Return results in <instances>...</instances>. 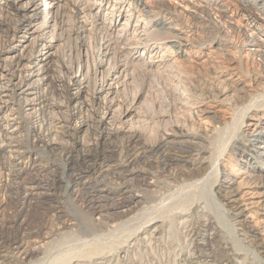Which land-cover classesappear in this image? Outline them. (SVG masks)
Listing matches in <instances>:
<instances>
[{"label":"rangeland","instance_id":"1","mask_svg":"<svg viewBox=\"0 0 264 264\" xmlns=\"http://www.w3.org/2000/svg\"><path fill=\"white\" fill-rule=\"evenodd\" d=\"M35 1V6L29 9L24 8L21 18L25 20L30 14H37L41 21L39 31L41 33L47 25V15L41 16L45 0ZM96 1L98 0L64 1L65 23L50 32V37L55 40L53 49L57 47L58 50V60L52 59L54 61L52 67L55 70L54 75H60L64 68L77 70L83 67L90 89L97 88L102 83H110L114 77L113 70L119 67L120 73H118L115 93L117 110L112 121L110 120V126L115 128L121 123L120 126H126L128 129L126 132L128 135L131 133L136 136L128 139V135L122 133L117 138L113 137L116 145L110 153L112 163H124L128 145L131 147L152 144L159 141L161 137L164 138L165 133L171 130L184 135H195L196 140L208 150L203 154V157H207L208 163L196 168L193 174L189 173L186 166L181 168L169 166L164 171L154 172L152 177L147 178V181H152V184L146 187L140 185L138 174L127 176L126 183L129 189L132 188V192H121L122 190L118 187L109 195L111 199L108 201L87 204L79 199L81 197L76 192L71 193L72 188L68 180L70 173L59 152L40 148L39 152L34 151V156L37 153V155L41 154V157L45 156L44 159L49 158L56 168L57 181L54 193L58 195L55 198L57 200L51 202V205L62 206L61 210L66 216L65 218L57 217L59 213L56 212L60 209L55 210L52 206L50 208L37 205L22 207L19 204L21 200L16 202L12 187L7 183L8 171L4 170V172L0 169V247H2L0 249L7 247L0 260H7L5 264H60L71 255L74 257L76 253L84 257L88 251L103 247V252L110 253L113 258H110L109 262L103 261L105 264H237L235 261L239 264H264V186L262 183L264 160L257 166L253 159L255 151H251L245 140L243 144L242 141L235 143L236 146L232 143L239 134L237 126L241 118L238 114L251 103L255 102L259 105L264 102V98L259 96L260 90L254 87L252 81L255 76L264 75V63L250 53L243 36L245 30L253 25L248 23L247 26L245 21L247 12L239 8L238 0H214L208 11L200 10L201 13H195L198 17L195 14L192 16L191 10L186 8L181 0H99L100 5L91 4ZM20 2L21 7L25 0ZM72 3L76 4L78 9L74 10L71 7ZM120 3L121 8L111 13V7ZM2 5L0 0V45H2V32L9 26V14ZM91 5L92 8L88 10ZM81 10L83 11L80 12ZM90 11L96 13V17L99 18L96 21L97 28L91 30L90 25L86 24L82 31L74 33L73 19H82L83 13ZM145 11L151 18V21L146 24L148 31L154 30L155 22H171L175 29L173 32L178 33L188 42L178 51L171 47L169 42L160 44L159 55L161 59L164 58V68H172L169 73L161 74L158 68H154L153 72L143 71V61L149 59L151 52H142L141 47L135 49V53L127 50L116 53L113 48L105 56L101 53L103 50L100 42L118 38L116 35L121 29L123 31L118 45H124L138 38L134 35V30L137 26L141 28L143 22L147 20ZM135 22L137 25H134ZM167 32L157 35L153 32V34L158 40L164 36L168 39L170 34ZM43 35L31 50V56L34 58L38 55L41 44L49 39V36L43 37ZM163 41L166 40L163 39ZM149 42L152 43V40ZM19 47L14 54L19 53ZM233 60L236 62L231 65ZM219 71L224 78L226 77L224 79L222 76L230 88L234 89L237 85L230 79H239L238 87H242L244 92L239 93L234 106L230 105V100L235 98L233 89L227 92L226 98L230 97V104L223 97L217 101L209 100L210 97L206 98L203 106L209 112L194 113L200 111V108L194 105L193 95L204 94L206 97L214 93L212 92L213 82L217 79L213 78ZM48 89L52 91V86ZM221 98H223L222 101H220ZM181 100L186 102L185 106L181 105ZM10 107L7 105L5 108V116L9 115ZM124 108L130 109L125 119L118 113H121ZM251 114L244 117L243 128L249 127L245 124L251 121ZM35 124V121L29 120L25 127L30 129ZM29 129L22 131L19 138L32 144L34 138L29 134ZM125 138L127 140H124ZM84 139L89 141L92 138L91 135H86L83 142ZM252 149L255 150L253 147ZM256 150L261 149L256 148ZM221 151L222 155L219 154ZM10 155L12 156L11 153L2 151L0 164L10 161ZM249 155L252 158L249 159ZM217 156L220 158L215 164L214 160ZM25 159L27 158L21 159L20 166L26 165ZM136 165L138 164L134 166ZM93 176L97 181L108 185L114 181V178L103 177L98 173ZM227 178L232 180V183L226 184L224 180ZM21 182L18 185L21 192L27 187L28 190L32 189L33 187L30 186L35 185V183ZM228 190L232 191L230 197L226 194ZM123 197L128 201L122 202ZM112 201L120 203L117 206H109L108 203ZM203 201L208 205L206 212L210 218L209 225L204 227L196 209L197 204ZM13 207L20 213L16 217V223L12 225L5 221V216L15 213ZM234 210L241 211V216L236 220L232 219ZM182 213L193 216V223L200 233V236L196 238L197 245H194L200 255L193 259L188 257L189 249L186 251L181 226L178 224L180 215H184ZM149 218L156 220L148 223L150 226L147 228L152 230L156 226L160 231L157 234L158 239L144 240V242L140 238L143 236L140 227ZM100 220L105 222L104 228L98 227L90 233L76 229L78 222L94 225ZM249 228L253 229L254 242L243 239L241 236ZM212 232H216L217 236L216 234L213 236ZM211 245L213 256L208 250ZM25 249L31 252V258L24 256ZM5 255L8 257L4 258ZM93 260L96 264H104L99 263L100 259Z\"/></svg>","mask_w":264,"mask_h":264},{"label":"bare ground","instance_id":"2","mask_svg":"<svg viewBox=\"0 0 264 264\" xmlns=\"http://www.w3.org/2000/svg\"><path fill=\"white\" fill-rule=\"evenodd\" d=\"M20 1L21 0H1V3L3 4L2 6L6 8L4 10L9 14V26L6 27L2 32V45H0V153L2 151H7L12 154V156H9L10 161L3 163L1 162L0 169L1 171H8L9 179L7 183H9V186L12 187L13 195L15 196L14 198L17 203L19 200H21V202L19 201V204H21L22 207L24 205L33 207L34 205H37L42 208H50L52 206V208L55 210L60 209L56 212L59 213L58 216L56 215L57 217L62 218L63 216L65 218L66 216L61 210L62 206L60 207L55 204L51 205V202L57 200L55 198L58 195L54 193L56 188L55 184L57 181V176L55 174L56 168L54 162H52L49 158L48 160L44 159L43 157L45 156L41 157V154L37 155V153L34 156L33 153L37 151L39 152L40 148L46 149L47 151L51 150L54 152H59L60 156L64 160L66 169L70 173L68 180L69 185L72 188L71 193L76 192V194L81 197L79 198L78 196L77 198H79L81 201L84 200L87 202V204H95L99 201L105 200L108 201L111 199L109 198V195L113 193L118 187H120L122 190L121 192H132V188L129 189V185L126 183L128 182V179H126L127 176L138 174L140 185L146 187L148 184H152V181H147V178L152 177L154 172L159 173L164 171V169L169 166H177L178 168L186 166L189 173L193 174L196 168L200 167L204 163H208L206 159L207 157H203L204 152H208V150L204 145L196 140L195 135H184L181 132L179 133L172 130L168 133H165L166 136L164 138L161 137L159 141H155L154 143L152 142V144L139 146L133 145L131 147L128 145L127 153H125L126 158L124 163H112L113 161L110 157V153L116 145V142L114 143L113 139L119 137L118 135H122V133H126L128 131L126 126H120L121 123L119 126H116L117 128H112L113 126H110V120L114 115H116L115 110H117V108H115V93L118 85V73H120L118 70L119 67H116L113 70L114 77L110 83H102L94 89L89 88V82L84 74L83 67V69L81 67L78 69L76 68L77 70L64 68L60 75H54L53 72L55 70L52 67L54 61H52V59L58 58V50L57 47L53 49V43L55 40L53 37H50V32L55 30V28L58 26H62V23H65V0H45L41 16L44 14L47 15V25L44 27L45 30L41 33L39 32L41 30V21L37 14H30L28 19L25 20H22L21 18V16H23L22 13L24 8L29 9L35 6L36 1L25 0V5L23 4L21 7L19 5V3H21ZM212 1L214 2V0H181V2L184 3V6L191 10L190 14L192 16H194L195 13L200 12V10L202 12V10L209 9L212 5ZM94 3L95 6L101 4L99 0L93 3L91 2L92 5H94ZM115 4L110 9L111 13H114V11H118V9L121 8V3L117 6ZM92 5L88 7V10L92 8ZM217 5L218 2L216 3V7ZM238 6L244 12H247L245 15L247 26L250 23H253L252 27L248 30H245L244 32L243 36L245 45L249 48V51L252 55L258 57V60L264 63V0H238ZM68 7L69 6H67V8ZM71 7L74 10L78 9L76 4H73ZM68 11H70V9ZM82 11L83 10L80 12ZM148 14V12L145 13V18H147V20L143 22V26L141 28H138L137 26V28L134 30V35L138 38H134L130 42L124 43V45H118L120 43V37L123 31V29H121V31L116 35L118 38L114 39L113 41L100 42L101 48L103 50L101 53L105 56L109 53L111 48H113L116 53H121L126 50L133 51V53H135V49L141 47L142 52H151L149 59L147 61H143V71L153 72L152 70L154 68H158L161 70V74H166L171 72L172 68H164V58L161 59V55H159V49L161 47L160 44L169 42L171 47H174L178 51L184 45H187L188 42L179 36L178 33L173 32L175 29L171 22H155L154 30L148 31V29H146V24L151 21V18L148 17ZM195 16L198 17L196 14ZM81 17L82 19L80 17V19H73L72 31L74 33L78 32L79 30L82 31L86 24L90 25L89 29L91 30L97 28L96 21L99 18L96 17V13H91L90 11L85 14L83 13V16ZM258 21H261V23H258ZM134 25H137V23L135 22ZM166 31H168L167 33L170 34V38L167 39L164 36L163 38L159 39L160 41L162 40L161 42L153 34V32H155L156 35L159 33L165 34ZM42 34H44L45 37L49 36V39L47 38L48 40H45L46 43L41 44L40 50L38 49L39 53L34 58L31 56V50L37 44L40 37H42ZM163 39L166 41H163ZM151 40L152 43L149 42ZM21 42L22 44H20ZM17 47H19V53L14 54V51L17 50ZM230 60H232V58H230ZM235 62L236 61L234 60L231 61V65ZM222 76L223 74L221 71H219L218 74L214 76L213 79L217 80H214L213 82L212 92L214 91V93H212L210 96L204 97V94L200 95L194 92V105L200 108V111L194 113L201 114L209 112L203 106V101H205L206 98L210 97L209 100L211 99L217 101L220 97H227V92L229 89L233 88H230L229 85L225 83L224 79L226 77L224 78L223 76V79ZM230 81L237 84L232 90L235 93V98L234 100H230L231 104L229 101L230 97L226 99L229 101L228 103L230 105L234 106L236 98L239 97V93L244 92V90L242 87H238L240 84L239 79L231 78ZM252 81L254 87H257L260 90L259 96L264 98V75L258 77L255 76L252 78ZM50 86H52V91L48 89ZM223 98H221L220 101H222ZM184 104H186V102L182 101L181 105ZM7 105L11 107L9 108V115L5 116L4 110ZM262 107H264V102L259 105L254 102L245 106V110H243V112H241L242 109L239 111V113L241 112L238 114L241 118V121L238 123L237 132H239L240 135L237 134L238 136H236L232 142L233 146H236L235 143L237 144L242 141L243 144V140H245L248 143V146L251 148V151H255V156L253 159L255 160L257 166H259L264 160V109H262ZM129 110L130 109L128 108H124V110H121V113H118L122 116V118L125 119ZM249 113H252L250 115L251 121L245 124V126L247 125L249 127L243 128L244 117H247ZM29 120L36 122L32 128H27L30 130L29 134H31L34 138V142L32 144H29L24 140L22 141L19 138L22 131L27 130L25 126ZM230 126H232V124H230ZM126 134L128 135V133ZM86 135H91L92 139H89V141L84 139L86 141H84V143L83 138ZM129 135L128 139H133L136 136L133 134L130 136ZM124 140L127 139L125 138ZM252 147L255 148V150L252 149ZM256 148L261 150L258 151ZM32 154L33 157L30 158ZM219 154L222 155V151ZM24 157L27 158L25 159L26 162H24L26 165L20 166L21 159ZM248 157L249 159L252 158L251 155ZM219 158L220 156L215 157V164H217ZM133 162L138 165L134 166L135 164H132ZM95 173H98V175H102L103 177L110 176L114 178V181H112L113 183L110 182V185L102 181H97V179L93 176ZM20 181L23 183H35L36 186L33 184L34 186H30L33 187L32 189L28 190L27 187L26 190L21 192V189L18 187ZM224 182L226 184H230L232 183V180L227 178L224 180ZM262 183L264 186V179ZM226 194L228 197H230L232 195V191L228 190ZM125 198H122V202H124L123 200L126 202L127 199ZM119 203L120 202L118 201H112L108 204L109 206H117ZM205 203H207V201ZM205 203L204 201L201 203L199 202L197 204L198 206L196 207V209H198L199 217L201 218L203 227L208 226L210 222V218L206 212L208 211V205ZM14 209L15 210L13 211L16 214H7L5 216V221L12 225L16 223V217L20 213L18 209ZM182 214L184 215L182 216L179 214L181 217L178 221V224L181 226L182 235L184 238L183 241L187 247L186 251L189 249L188 257L193 259L200 255V252L194 247V245H197L196 238L200 236V233L199 229L195 226V223H193V216L189 213ZM233 216V218H231L236 220V218L241 216V211L234 210ZM155 220V218H149L144 222V225L140 227L142 228V230H140L142 231L143 236L139 237L143 239V241L149 239H158L157 234L160 231L159 227L157 229L155 226L152 228V230L147 228L150 226L148 223H153ZM104 221L107 222L106 220ZM105 222L100 220L94 225L91 223L87 224V222H78L76 223V229L81 232L83 231L85 233H90L96 230L98 227L104 228ZM211 234L214 236L216 232H212ZM241 236L243 239H248L250 242L255 241L254 232L251 228H249L247 232L242 233ZM6 248L4 247L3 250L0 249V257L4 256L3 252H5ZM102 248L98 247L93 249L91 252L88 251L87 253L90 255L85 252L87 255L85 254L86 256L84 255V257L78 256L76 253L77 256L74 254V257H71L73 256L71 255L70 257L66 258L63 263L61 261L60 264H96L93 259H100L99 263H102L103 261L106 262L110 260L111 254L103 252L104 248ZM26 250L27 249L23 251L24 256L31 258V252ZM208 250L211 256H213L212 245L208 247ZM5 256L6 257L4 258L8 257V255ZM2 260H0V264H5L7 261ZM235 263L239 264L238 261H235Z\"/></svg>","mask_w":264,"mask_h":264}]
</instances>
